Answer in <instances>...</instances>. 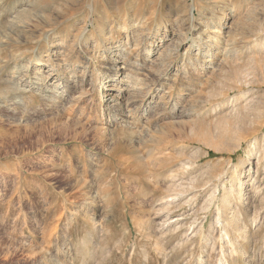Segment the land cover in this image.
I'll list each match as a JSON object with an SVG mask.
<instances>
[{"label": "rangeland", "instance_id": "374dc122", "mask_svg": "<svg viewBox=\"0 0 264 264\" xmlns=\"http://www.w3.org/2000/svg\"><path fill=\"white\" fill-rule=\"evenodd\" d=\"M43 3L0 0V264H264V0Z\"/></svg>", "mask_w": 264, "mask_h": 264}, {"label": "bare ground", "instance_id": "6f19581e", "mask_svg": "<svg viewBox=\"0 0 264 264\" xmlns=\"http://www.w3.org/2000/svg\"><path fill=\"white\" fill-rule=\"evenodd\" d=\"M40 1V0H39ZM58 1H60V0H43V4H42V6H40L41 8H38V9H36V11L37 12H40V13H46V14H51V12L53 11V4H55V3H57ZM53 3V4H52ZM207 36H209V35H206V38H209V37H207ZM211 37H213V36H211ZM214 38V37H213ZM115 61V60H114ZM210 61V60H209ZM109 62V66H112V68H113V66H114V68L115 69H113V70H115V71H117L118 72V74L120 73L121 75H122V81L120 82V84H121V86H122V84L124 83V81H123V78H125L126 77V68H125V65L122 63V65L121 66H119V64H113V62L111 61V60H109L108 61ZM115 62H117V61H115ZM210 63H212V62H210ZM203 67V66H202ZM207 68H209V67H203L202 68V70L203 71H205V69H207ZM207 71V70H206ZM202 72V71H201ZM167 74H165V76H166ZM165 76H164V78H162V79H165ZM197 76H199V73L196 71L195 73H193V76H192V78H196ZM168 76H166V78H167ZM115 90V88L113 87V86H109L108 87V94H106V95H109V97H108V100H112V99H114V98H116L117 96H119V97H117V98H120V93L118 94H112V93H110V92H112V91H114ZM117 91H119V92H123L122 90H125L124 88H120V87H118L117 89H116ZM1 99V98H0ZM14 99V98H13ZM13 99H8V98H4L3 100H1L0 101V107H3V108H5V109H8V110H10L13 106H15V104H17L18 102V98L16 97V99H17V101H15V100H13ZM20 102V101H19ZM2 103V104H1ZM22 104V103H21ZM121 104H122V102H121ZM18 105V104H17ZM20 105V104H19ZM126 105V102H125V104L123 103L122 104V109L124 108L123 106H125ZM121 106V105H120ZM7 114H10V115H5L6 117H5V119H6V121H9V123H11V126H14L16 129H14L15 131H12V133L14 134V137H11L10 138V140H19V141H23L24 140V138H25V135H23L22 134V132L24 133H31V132H33V131H35V129H37L38 131L40 130V131H45V132H50L49 130L50 129H55V128H57L59 125H58V123H60V122H56V121H54V122H49V123H40V124H38V125H34V124H29V123H24V122H22L21 121V117L20 116H17V115H15L14 113H7ZM126 117V116H125ZM8 123V124H9ZM13 129V128H12ZM52 132V131H51ZM32 135V134H31ZM44 138V137H43ZM49 140V139H48ZM43 143H44V141H46V139H42L41 140ZM259 155V154H258ZM259 160H261L260 159V156H258V158H257V160H256V165H258V162H259ZM257 167V166H256ZM238 194H239V192H237ZM168 201L169 200V198H167V199H165V201Z\"/></svg>", "mask_w": 264, "mask_h": 264}]
</instances>
